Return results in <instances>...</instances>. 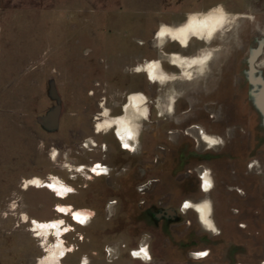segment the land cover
<instances>
[{
    "label": "rangeland",
    "instance_id": "obj_1",
    "mask_svg": "<svg viewBox=\"0 0 264 264\" xmlns=\"http://www.w3.org/2000/svg\"><path fill=\"white\" fill-rule=\"evenodd\" d=\"M220 5L234 24L218 63L207 80L184 82L175 114L159 111L169 87H156L134 68L161 57L169 72H180L156 47L158 30ZM262 43L264 77V0H0V264H39L46 255L25 213L41 221L64 217L75 227L65 244L80 248L65 264H80L84 255L90 264H264V117L252 104L251 119L243 115L251 101L249 57ZM204 47L193 40L184 51L168 40L163 49L196 55ZM223 77L224 101L235 105V123L242 126L222 146ZM138 91L149 97L152 115L140 149L132 151L115 130L96 133V120L101 103L117 116ZM202 127L223 142L208 147ZM90 139L99 145L89 147ZM97 162L111 174L88 179V167ZM68 164L86 168L69 170ZM206 169L214 180L208 192ZM50 175L73 186V195L61 199L46 188H23L25 178ZM206 198L218 233L184 208L186 200ZM60 203L94 209L93 223L82 227L57 210ZM169 208L175 218L158 217ZM145 237L150 259L133 254ZM111 246L121 248L120 258L112 259ZM204 250L208 255L200 258L191 254Z\"/></svg>",
    "mask_w": 264,
    "mask_h": 264
},
{
    "label": "bare ground",
    "instance_id": "obj_2",
    "mask_svg": "<svg viewBox=\"0 0 264 264\" xmlns=\"http://www.w3.org/2000/svg\"><path fill=\"white\" fill-rule=\"evenodd\" d=\"M193 18H195L196 21L195 24L193 23ZM205 21H207V24L204 23ZM232 21H233V15L231 16L225 10V8L222 5H220L211 10H208L207 12L202 11V12L191 13L189 14L186 21L178 25L164 24L161 26L155 38L156 47L158 48V50L163 52L164 55L168 56V59L170 61L168 64L170 66L179 69L180 72H177L176 70L169 72L168 69L166 68V63L164 59L161 57L147 60L145 63H140L134 68L135 72L141 74H147L151 82L156 87L162 86V84H165L166 87L167 86L169 87L168 101L166 102L164 100L162 94L158 99L159 111L165 112V110H168L170 113L175 114L177 102L179 101V97L185 90V84L187 83L192 84L193 82L199 79H206V80L208 79L209 74L211 73L212 69L220 59L219 56L223 54L222 50H224L223 49L225 45L224 43L225 40L228 38V31L232 27V24H234V22ZM165 28H167L165 35L163 36L158 35V33L164 30ZM168 40L176 41L184 51H188L190 49L193 40L202 42L205 45V47L200 50L199 54L196 55H188L180 51L179 52L172 51L167 53L166 51H164L163 46H165ZM262 50H263V43L258 48H255L249 57V65H250L249 79L250 82L252 83L251 85L252 88H250L251 89L250 92L253 95L254 103L256 107L262 112L264 117V77L260 74V69H259L260 64L258 63V58ZM153 65H155V67H152ZM263 65H264V61H263ZM136 94L144 95L145 99L142 103L132 100V96ZM148 102H149V97L145 93L141 91L132 92L129 95L127 102L123 105L124 112L117 116L112 114V110L109 107L105 106L104 103H101L103 110L102 112H99L97 114L96 133L110 134L113 130H115L116 134L118 135L119 118L123 117L129 119L134 124L140 126L139 128L140 134L138 136L139 146L137 147V149L139 150L141 147V141H142L141 136H142L143 128L148 125L146 121L150 120L152 115V110ZM138 104L140 109H143L144 107H147L149 109V114L146 118L143 115H141V112L137 110ZM105 121L109 122V126L105 129H101L98 131L97 126L99 124L104 123ZM200 135L203 142H205L210 148L218 146L223 142V139L220 136L211 134L207 129L203 127L200 129ZM212 141H216V143H213ZM130 143L134 144L135 142L130 141ZM86 144L89 147L99 145V143L95 139H90V141L87 142ZM104 145L106 149H109L106 143ZM56 155H57V151H56ZM54 158H56V156ZM97 165H100L102 167H107L108 171L102 172L100 170L101 168H97ZM75 168L77 169V171H79V170H84L86 166L80 165L75 167L72 164H68L69 170H73V169L75 170ZM93 168H97V170L93 171ZM88 169L90 171L88 173V179H95L97 176H104L111 174L110 167L101 162L94 163L93 165L89 166ZM205 173H207L206 176ZM72 178L77 179V174L72 173ZM202 178L204 181L205 179H207L211 184V187L209 188L204 187V190L207 192L211 191V189L214 187V180L210 170L206 169L202 173ZM32 180H39L40 184L36 185L30 183V181ZM31 187L46 188L48 191L54 192L61 199H67L70 196H72L73 193L75 192L73 186L69 185L61 177L53 176V175H50L47 179H43L38 176H34L32 178H25L23 181V188L29 190ZM61 187H71L73 191L61 195L60 194ZM207 200H211V199L206 198L198 202L186 200L184 202V208L185 209L193 208L199 213V217L201 219V213L199 212L197 206ZM186 203L188 206H185ZM115 205H116L115 203L110 204L109 202L108 211L110 215L114 214ZM61 208L65 209V211L63 212L60 211ZM57 210L62 212L63 214L72 215L73 219L82 227L90 226L93 223L94 217L96 215V211L94 209L76 206L74 203H60L57 205ZM77 212H80L82 215L88 216L89 217L88 221L87 222L78 221L75 218V214ZM213 212H214V207L212 203V212L210 214V219H212L216 227L219 228L215 218L213 217L214 216ZM24 220L25 222H30L31 230L35 231L36 236L41 238L42 247L46 251V255L40 258L39 264H65L64 259L67 258L68 255H70V253L75 252L77 250V247L80 248V245L76 246V244H74L72 246H67L65 244L64 236L70 233L72 229H75V227L71 224H68L64 217H60L51 221H41L38 220L37 218L30 217V215L25 213ZM60 221H63V223H60ZM53 236L56 237V241L51 240V237ZM80 238L81 239L85 238V235L82 234ZM145 246H147L148 256L144 255L143 252H141L139 256L145 259H150L151 258V254L149 250L150 244L148 242L147 237L143 239L142 243H140L138 249L135 250V252L139 251ZM109 250L110 253L112 254V259L114 257L117 259L120 258L121 248L119 246H111ZM149 256L150 258H148ZM90 258L91 257L89 255H84L80 264H82V262L85 259L87 260V264H90L91 262Z\"/></svg>",
    "mask_w": 264,
    "mask_h": 264
},
{
    "label": "clouds",
    "instance_id": "obj_3",
    "mask_svg": "<svg viewBox=\"0 0 264 264\" xmlns=\"http://www.w3.org/2000/svg\"><path fill=\"white\" fill-rule=\"evenodd\" d=\"M205 24H207V21L204 22ZM167 31V28H165L164 30L160 31L158 33V35L163 36L165 35V32ZM152 67H155V65H153ZM145 97L143 94H136L132 96V100L133 101H138L140 103H142L144 101ZM137 110L139 112H141V115H143L145 118L148 116L149 114V109L147 107H144L143 109L139 108V104L137 105ZM119 123V129H118V135L119 138L122 141V147L126 148V149H131L132 151H136L137 147L139 146V128L140 126L137 124H134L131 120L126 119V118H119L118 120ZM109 126V122L105 121L102 124H99L97 126V130H101V129H105ZM130 141H134L135 143L132 144L130 143ZM52 156L55 157L56 156V150L54 149L52 151ZM106 169V170H105ZM102 172H107L108 168L104 167L100 169ZM207 175V173H205V176ZM207 179H205L204 181V187L205 188H209L211 187V184L207 183ZM39 181H37L36 185H39ZM73 191V189L71 187H61L60 188V193H62V195H64L67 192H71ZM116 201H111L110 204L115 203ZM13 207H15V204H13ZM198 210L201 213V220L204 223V225L208 228L213 230L214 232H219L220 229L216 227L214 221L212 219H210V214L212 212V202L211 200H207L201 204L198 205ZM75 218L78 221H82V222H87L89 217L86 215H82L80 212H77L75 214ZM60 223H63V221H60ZM147 247V246H145ZM208 251L209 250H204V251H199V252H192L191 254L195 257V258H200L203 256L208 255ZM82 264H87V260L85 259Z\"/></svg>",
    "mask_w": 264,
    "mask_h": 264
},
{
    "label": "flooded vegetation",
    "instance_id": "obj_4",
    "mask_svg": "<svg viewBox=\"0 0 264 264\" xmlns=\"http://www.w3.org/2000/svg\"><path fill=\"white\" fill-rule=\"evenodd\" d=\"M262 53H263V50H262L261 54ZM260 55H259V57H260ZM223 66H224V64H223ZM249 71H250V65H249ZM249 71H248V79H249ZM249 81H250V79H249ZM250 84L252 85L251 82H250ZM250 88H252V86ZM250 88H249V90L247 89L248 90L247 93L250 94L249 99L251 101L248 102V103H244V107H245L246 111H245V113L243 115L246 116L245 117L246 121H248V119H251L252 114L255 113V112L254 113L252 112L253 109L251 107V104L253 105V108H257L255 103H254V100H253V95L250 92L251 91ZM219 89H221L220 90V92H221V103L220 104L221 105H220V109H219V113H220V116H221L220 123L224 126L223 133L220 135V136H222L224 138V142L222 144V146H223V145L226 144V141L229 139V137L239 136V134H236V132H237L236 126L238 128H241L242 124L235 123V120H236V118H235V114H236L235 105L233 103H227V102L224 101L225 100L224 91L226 89L225 77L221 78V85L219 86ZM258 162H260V161H258ZM252 163H251V166H252ZM260 167H261V164H260ZM159 204H162V202H159ZM165 210H167V211H162L163 213H161L160 216H158L159 218H162V216H165V217L173 216L174 218L176 217L177 212L174 211L172 208L165 209ZM181 210H183V207H181Z\"/></svg>",
    "mask_w": 264,
    "mask_h": 264
},
{
    "label": "snow or ice",
    "instance_id": "obj_5",
    "mask_svg": "<svg viewBox=\"0 0 264 264\" xmlns=\"http://www.w3.org/2000/svg\"><path fill=\"white\" fill-rule=\"evenodd\" d=\"M193 23H194V24L196 23L195 18H193ZM212 142H213V143H216V141H212ZM97 168H104V167H102V166H100V165H97ZM97 168H93V171H96ZM105 170H106V169H105ZM37 181H39V180H32V181H30V183H32V184H37ZM39 183H40V181H39ZM207 183L210 184L209 181H207ZM25 186H27V185H25ZM53 187H54V186H53ZM60 194L62 195V193H60ZM185 206H188L187 203L185 204ZM197 207H198V206H197ZM60 211L63 212V211H65V209L61 208ZM26 219H27V217H26ZM141 252H143L144 255L148 256L147 247H144V248L140 249L139 251L134 252L133 254L139 256V255L141 254ZM61 254H62V253H61ZM148 258H150V256H149Z\"/></svg>",
    "mask_w": 264,
    "mask_h": 264
},
{
    "label": "crops",
    "instance_id": "obj_6",
    "mask_svg": "<svg viewBox=\"0 0 264 264\" xmlns=\"http://www.w3.org/2000/svg\"><path fill=\"white\" fill-rule=\"evenodd\" d=\"M0 108H1V105H0ZM0 119H1V114H0ZM0 143H1V120H0Z\"/></svg>",
    "mask_w": 264,
    "mask_h": 264
}]
</instances>
